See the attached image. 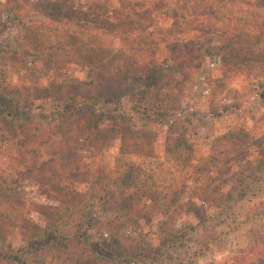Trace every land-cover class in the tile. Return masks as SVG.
I'll return each instance as SVG.
<instances>
[{"label":"trees","instance_id":"trees-1","mask_svg":"<svg viewBox=\"0 0 264 264\" xmlns=\"http://www.w3.org/2000/svg\"><path fill=\"white\" fill-rule=\"evenodd\" d=\"M72 1L87 25L50 17L33 30L0 3V264H163L174 256L177 264L192 243L197 257L264 191V134L252 136L255 120L240 102L252 94L264 107V28L243 17L264 0ZM208 57L220 75L207 114L230 117L218 135L186 99L189 72ZM28 67L45 86L19 76ZM203 142L208 153L194 161ZM158 143L202 195L177 204L175 183L167 194L130 169L114 177L91 166L112 151L137 157L142 169ZM43 149L51 160L31 167ZM7 193L23 199L19 208ZM183 207L196 225L172 224ZM217 264H264V235Z\"/></svg>","mask_w":264,"mask_h":264},{"label":"rangeland","instance_id":"rangeland-1","mask_svg":"<svg viewBox=\"0 0 264 264\" xmlns=\"http://www.w3.org/2000/svg\"><path fill=\"white\" fill-rule=\"evenodd\" d=\"M128 1L138 2L141 0ZM5 2H9L13 10L25 16L24 18L28 19L27 22L31 24V29L33 30L37 28L38 24L48 22V18L50 17L72 24L80 25L84 23L87 25V23H89L87 15L85 14L86 10L72 0H0L1 4ZM243 17L251 26L255 25L254 27L256 29L264 28V1L251 8L248 12H243ZM138 24L139 21H133L130 24H124L125 26L122 27L129 28ZM89 26L91 25L89 24ZM35 43H37V45L43 44V46H46L47 42L45 38L43 40L38 38ZM166 60L167 55L164 50H161L158 54V61L160 64L164 65ZM29 67L27 70L20 71L19 76L27 80V83L30 85L45 86L48 79L42 75L34 72L32 73ZM68 74L70 78L77 79H81L83 76L81 73L72 72ZM219 75L220 72L214 59L208 57L189 72L186 88L187 104L190 107L189 112L204 114L207 123V131L213 135L223 133L227 126L230 125V117L226 113H221L219 116L214 117L207 114L209 96L213 85L219 79ZM241 84L240 82L238 85ZM235 86L232 87L236 88ZM246 91V89H240V93H245ZM241 96L240 102L244 104L245 114L253 116L255 120L252 136L256 139L264 134V107L255 95L250 94ZM154 130L159 131L155 127ZM154 152L155 158L152 159V163L142 169L140 168L137 157L131 155L119 156L112 151L102 152V154L97 157H93L90 162L94 169L95 167L101 166L107 172H112L114 177L130 169V172H134L135 175H137L136 177L139 178L142 186H145L144 180H148L154 182L156 185H161L167 194H172L173 187L171 186L175 183L178 185L179 189L176 193L178 196L177 204H187L192 195L197 196L198 194H203L205 189H198L201 185L186 182L185 179L178 178V176H181L179 165L174 158L165 154L163 144H156L154 146ZM207 153L208 144L206 142L197 145L194 149V161L202 159ZM254 155L255 154L251 155L252 160L255 158ZM51 158L52 156L49 155L47 150L43 149L29 158V165L31 167H38L49 162ZM12 177L13 176L8 178ZM71 185L75 190H83V186L81 185ZM169 186L170 190L168 189ZM13 197H15L14 194L7 193V198L14 201L12 203L18 207L17 202H23V199L20 197ZM168 197H170V195H168ZM194 202H197L196 199ZM172 224L194 226L196 225V221L191 215H188L186 208L183 207L180 211L176 212ZM263 235L264 191H261L257 193L251 201L244 203L242 208H237V214L228 221V225H222L218 229L216 237H223L221 241L216 242V245L212 246L210 249H206L204 253H201L197 257L192 256V254L198 244H190L191 249L187 251L186 256H183L181 259L178 258L179 260L177 259V264H217L226 255L244 249L246 245L252 244L254 240L262 238ZM196 239L200 240L202 238L198 239L194 237V241ZM176 258L177 256H174L172 261L169 257L165 259V263L163 264H172Z\"/></svg>","mask_w":264,"mask_h":264}]
</instances>
